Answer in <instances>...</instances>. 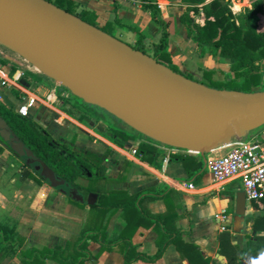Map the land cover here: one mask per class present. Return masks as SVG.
I'll list each match as a JSON object with an SVG mask.
<instances>
[{"label":"trees","instance_id":"trees-1","mask_svg":"<svg viewBox=\"0 0 264 264\" xmlns=\"http://www.w3.org/2000/svg\"><path fill=\"white\" fill-rule=\"evenodd\" d=\"M47 1L117 38L113 34L111 23L99 27L95 12L87 9L79 10L78 6L70 0ZM173 1L184 8L180 15V21L185 26L187 35L193 37L200 46L201 56L208 54L214 58L219 57L230 64L231 75L224 77L222 81H214L215 71H205L204 76L209 84H202L218 90L261 91L264 23L261 22L259 14L264 12V0H249L251 8L245 7L244 12L237 15L232 13L229 0ZM139 5L154 22L161 26L162 36L157 43L152 44L150 50L143 44L142 35L139 33L137 40L129 45L151 56L174 72L180 73L168 52L169 26L162 10L157 6V0H139ZM198 17L201 19L200 21L196 20ZM127 29L135 30L130 26H127ZM1 62L6 64L5 61ZM15 70L12 68V73ZM186 77L191 79L189 76ZM27 78L40 80L41 77L28 73ZM60 88L58 97L62 102V107L69 105L82 113L78 118L79 122L85 125L101 122L93 110L99 109L106 112L105 110L83 102L62 86ZM64 91H68V97L61 96ZM0 120L6 122L12 135L24 144L25 150L31 152L34 159L46 164L56 177L64 182L62 194L68 201L86 210L80 236L68 242L66 247L24 249L26 239L16 230L18 222L4 219L0 222V257L2 261L14 254L21 264H46L49 260H53L57 264H86L89 261H96L99 257L98 255L94 256L89 249L90 242H96L101 246V253L117 252L121 254L124 264H133L137 261L155 263L164 256L170 246H174L181 258L188 264H221L218 260L203 255L200 247L195 243L192 230L177 227L179 216L175 208L169 205L168 200L172 190L164 186L147 188L135 194L123 190H108L106 189L108 183L123 181L126 167H123L117 179L108 178L106 167L103 164L104 157L86 151L73 150L66 139L53 138L41 123L35 119L21 116L13 108L7 107L1 102ZM103 133L106 139L122 148L130 141L138 142L134 149L136 157L144 163L159 168L158 161L164 155L159 148L163 146L162 144L134 130L129 132L111 124L106 126ZM2 150L3 148L0 146V153ZM208 156L209 153L192 154L178 150L170 155V161L181 163L188 178L196 182L207 172ZM26 179H32L39 185L46 182L40 174H37L36 177L31 171L23 174L20 180ZM80 179L86 180L89 185H81ZM90 193H94L98 197L94 205H88L86 202ZM77 196H82L83 201H80ZM156 200L168 202L166 212L162 214L150 212L148 203ZM251 204L257 213L249 219L252 222V228L246 234L245 248H240L232 242L233 234L229 230L220 233L217 237L218 254L226 258L227 264H264V200L254 201ZM119 211H121L125 226L122 231L110 235L109 221ZM141 227L151 228L157 234L155 241L157 250L153 255L144 253L132 241L133 236Z\"/></svg>","mask_w":264,"mask_h":264},{"label":"water","instance_id":"water-1","mask_svg":"<svg viewBox=\"0 0 264 264\" xmlns=\"http://www.w3.org/2000/svg\"><path fill=\"white\" fill-rule=\"evenodd\" d=\"M0 46L163 146L210 153L264 125V90H218L193 81L47 0H0ZM0 138L17 156L32 155L2 120ZM39 168L52 188L64 184L46 164ZM97 198L90 193L86 202ZM247 218L240 191L227 227L249 232Z\"/></svg>","mask_w":264,"mask_h":264},{"label":"crops","instance_id":"crops-1","mask_svg":"<svg viewBox=\"0 0 264 264\" xmlns=\"http://www.w3.org/2000/svg\"><path fill=\"white\" fill-rule=\"evenodd\" d=\"M78 9H87L97 15L99 27L112 24V31L121 36L128 30L130 39L136 41L138 35H142L143 44L150 50L152 44L157 43L162 36V28L154 22L151 16L145 12L139 4H133L128 0H70ZM163 4L162 13L168 23L170 40L168 52L172 62L179 72L188 76L197 67L203 78L205 71H215L214 81L219 79V57L208 54L201 56V48L193 37L187 35L185 26L180 21L182 6L173 0H157ZM247 1L244 0V4ZM251 6L250 1L246 3ZM263 14V13H262ZM127 26L135 30L127 29ZM139 33V34H138ZM196 58V60H195ZM30 80V79H28ZM27 85L29 81H24ZM206 84V83H204ZM1 95L6 99L3 101ZM21 93L0 86V100L7 107L15 110L19 104ZM35 120L55 139H66L73 150L86 151L104 157L106 176L112 180L118 178L120 171L126 167L123 181H112L106 185L108 190H123L135 194L147 188L164 186L172 190L169 197V205L175 208L179 219L176 223L180 229L192 230L195 243L200 247L206 257L218 260L221 264H227L225 257L218 254L217 237L220 233L229 230L233 234V243L240 248L246 247V234L234 233L227 224L232 223L237 193L243 191L240 179H233L226 183H214L208 171L196 182L188 178L187 172L181 163L170 161L172 154L167 149L159 147L164 155L158 161L159 168L142 162L133 153L138 142H129L125 147L109 141L98 135L93 129L59 108L58 114L49 111H38ZM53 115V117L51 116ZM52 127L50 131L48 126ZM258 133H250L245 140H250ZM222 149L213 151L207 159L223 154ZM193 183L194 190L186 185ZM16 190L11 196L12 204L9 211H17V232L25 237L24 249L61 246L66 247L68 242L80 236L86 210L71 204L61 192H52L47 185H38L32 180H26L16 184ZM4 190V189H3ZM4 197L6 199V191ZM167 203V204H166ZM168 202L156 200L148 203V209L153 214L166 212ZM247 202V212H248ZM252 209V207H251ZM253 215L257 210L253 208ZM248 215V214H247ZM250 217L247 218L246 223ZM125 221L121 217V211L117 212L109 221L108 231L111 234L123 230ZM247 227V226H246ZM245 237V242H244ZM156 232L151 228L141 227L133 236V243L148 255L156 252ZM89 249L98 259L86 264H124L123 257L117 252L101 253V246L96 242H90ZM2 264H21L14 254L6 257ZM46 264H57L49 260ZM133 264H188L183 260L174 246L168 247L164 256L155 263L137 261Z\"/></svg>","mask_w":264,"mask_h":264},{"label":"built area","instance_id":"built-area-1","mask_svg":"<svg viewBox=\"0 0 264 264\" xmlns=\"http://www.w3.org/2000/svg\"><path fill=\"white\" fill-rule=\"evenodd\" d=\"M128 1L139 4V0ZM232 3L234 7L230 6V9L234 14H237L235 0H232ZM157 6L160 10L163 9V4L159 1H157ZM247 7L251 8L250 5ZM259 18L264 23V14H259ZM1 61H5L6 64H2ZM30 66L20 56L14 53L8 55L0 50V86L21 93V97L18 99L19 104L15 107V111L21 116L36 119L38 111L42 110L58 114L60 99L56 87L45 83L40 84L38 79H26L28 73L41 76ZM12 68L16 69L14 73H12ZM261 76L262 78L264 76V61L261 62ZM24 81H29V84L26 85ZM51 116L53 117V115ZM163 148L171 153H176L179 150ZM219 149H222L224 153L207 159L206 167L212 181L223 184L233 179H240L248 203L264 200V125L259 129L258 135L252 139L238 138ZM133 153L135 154V150ZM186 186L190 190L195 189L193 183Z\"/></svg>","mask_w":264,"mask_h":264},{"label":"rangeland","instance_id":"rangeland-1","mask_svg":"<svg viewBox=\"0 0 264 264\" xmlns=\"http://www.w3.org/2000/svg\"><path fill=\"white\" fill-rule=\"evenodd\" d=\"M228 1V0H227ZM248 3L249 0H246ZM246 3L244 4V0H235V4H236V12L237 14H239L240 12H244V8L246 7ZM229 5L231 7H234L233 3H232V0H229ZM182 11H183V7L181 8ZM238 9V10H237ZM239 10H241L239 12ZM233 13V12H232ZM234 14V13H233ZM237 14H234V15H237ZM264 14V12H263ZM197 21H200L201 19L198 17L196 19ZM128 30L125 31V33L123 34V36H121L119 33L117 32H113L114 36H116L117 38H119L120 40H122V42H125L127 44H133L135 41L130 39V36L128 35ZM0 50L4 51L6 54L8 55H13V53H11L10 51L6 50L5 48L3 47H0ZM196 60V58H195ZM32 69H34L35 72L37 73H40L39 71L35 70V68L31 65L30 66ZM230 64L228 63V61L224 60V59H220L218 61V68H217V72H218V76H219V79H222L226 76H229L231 75L230 74ZM38 76V75H37ZM193 81H196V82H199V83H206V84H209L208 80L206 78H203L202 74H200V72L198 71L197 67L195 68V70H192V74L191 75H188ZM40 78L39 80V83H45V84H48L49 86L51 87H56L57 89V94L59 92V90L61 89L59 85H57L56 83H54L53 81H51L50 79H46L45 76H38ZM32 80H37V79H33ZM47 82V83H46ZM260 89L261 91L264 90V76L262 78V85L260 86ZM63 91V89H62ZM68 91H64V93L61 95L62 97H68ZM1 98L3 99V101H5L6 99H4V97L1 95ZM73 100V99H72ZM0 102L2 103V101L0 100ZM59 108L61 110H63L64 112L66 111L67 113H69L73 118H75L76 120H78V118L82 115V113H80L79 111L73 109L71 106L69 105H64V107H62V102L60 100L59 102ZM95 115L97 116V118H100L101 122L99 123H94L93 125H87L89 127H92L93 131L95 133H97L98 135L100 136H103L104 138L105 135L103 133V131L106 130V126L108 124H111V125H114L116 127H119L121 129H125L129 132H133L132 129H129L128 126L126 124H124L123 122H120L118 119H116L115 117L109 115L108 113L102 111V110H99V109H94L93 110ZM48 129L51 131L52 130V127L49 125L48 126ZM255 133H259V129L258 130H255L253 131ZM14 163L16 164L17 161L13 158H10L8 157L7 159V155L3 154L1 157H0V166L3 164V163ZM1 174V173H0ZM8 179V177H3V180L2 181H6ZM81 185L83 186H88L89 185V182H87L86 180H83V179H80L79 180ZM5 182L2 183V185L0 186V191L3 190V191H6V199L4 200H0V222H2L4 219H9L11 222H15L17 221V211H9V209L11 208L12 204H10L9 202L11 201V196L13 194V191L16 190V187H11V188H4L5 186ZM52 192H56L58 193V191L52 189ZM249 206H248V217H252L253 216V207H252V204L251 203H248ZM252 207V209H251ZM246 228V227H245ZM243 235L245 236V233L247 232L246 229L243 231ZM218 241V240H217ZM245 237H244V242H245ZM232 242H233V238H232ZM0 264H2V259L0 257Z\"/></svg>","mask_w":264,"mask_h":264},{"label":"flooded vegetation","instance_id":"flooded-vegetation-1","mask_svg":"<svg viewBox=\"0 0 264 264\" xmlns=\"http://www.w3.org/2000/svg\"><path fill=\"white\" fill-rule=\"evenodd\" d=\"M0 140H2V139L0 138ZM0 146L3 148L2 152L0 153V157L3 154H5V155H7V159H8V157H10V158H13L17 161L16 164L5 162L0 166V173H1L0 174V186L2 185V183L5 182L4 188H8V187L11 188V187H15L17 183L25 182L26 180H32V179H26L24 181L20 180L21 177L23 176V174L27 173L28 171L33 172L36 177H37V174H40V176H41V173H40L41 169L39 168L40 162L37 161L36 159H34L32 157V155L31 156L25 155L22 157L17 156L10 149V142H5L3 140H2V143H0ZM3 177H6V178L8 177V179L6 181H2ZM44 184L49 186L51 189H54L58 192L63 193V191H64V184L57 187V188H52L48 181L44 182L42 185H44ZM42 185H40V186H42ZM4 196H5L4 193L0 194V197H4Z\"/></svg>","mask_w":264,"mask_h":264},{"label":"bare ground","instance_id":"bare-ground-1","mask_svg":"<svg viewBox=\"0 0 264 264\" xmlns=\"http://www.w3.org/2000/svg\"><path fill=\"white\" fill-rule=\"evenodd\" d=\"M35 70H37L36 68H35ZM38 71V70H37Z\"/></svg>","mask_w":264,"mask_h":264}]
</instances>
